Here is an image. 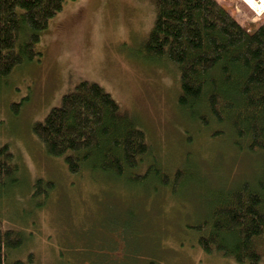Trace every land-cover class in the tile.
<instances>
[{
  "label": "rangeland",
  "instance_id": "rangeland-1",
  "mask_svg": "<svg viewBox=\"0 0 264 264\" xmlns=\"http://www.w3.org/2000/svg\"><path fill=\"white\" fill-rule=\"evenodd\" d=\"M219 2L251 32L264 19V10L256 13L244 0ZM156 18L157 0L70 2L42 34L40 60L17 69L0 93V147L21 161L9 189L13 204L0 205V225L27 238L22 261L237 264L204 253L194 227L207 218L215 191L254 181L261 159L237 148L228 129L200 127L180 109L178 69L146 49ZM85 81L104 88L145 131L169 172L188 170L176 191H156L155 179L74 176L63 159L45 153L33 126ZM39 179L55 184L47 199L35 195ZM258 250L264 264V239Z\"/></svg>",
  "mask_w": 264,
  "mask_h": 264
},
{
  "label": "trees",
  "instance_id": "trees-1",
  "mask_svg": "<svg viewBox=\"0 0 264 264\" xmlns=\"http://www.w3.org/2000/svg\"><path fill=\"white\" fill-rule=\"evenodd\" d=\"M76 1L0 0V93L17 69L40 60L42 34L68 3ZM146 49L150 56L178 69V106L191 122L205 129H228L237 148L260 157L254 181L215 191L207 218L194 227L200 233L198 245L207 255L231 258L237 264H260L258 245L264 239V19L251 32L219 0H157V18ZM18 107L13 105L14 112ZM33 132L45 153L63 159L74 176L102 173L135 184L155 179L161 185L156 191L163 186L174 192L188 171L180 166L169 172L145 131L95 83L82 82L65 95L59 107L33 126ZM20 165L9 146L0 147L2 206L8 200L9 206L13 204L9 189ZM34 186L35 195L43 194L46 199L55 190L54 182L42 179ZM26 244L22 231L3 230L0 225V264H33V255L26 262L17 257ZM35 264L45 263L35 258Z\"/></svg>",
  "mask_w": 264,
  "mask_h": 264
},
{
  "label": "bare ground",
  "instance_id": "bare-ground-1",
  "mask_svg": "<svg viewBox=\"0 0 264 264\" xmlns=\"http://www.w3.org/2000/svg\"><path fill=\"white\" fill-rule=\"evenodd\" d=\"M245 3L252 8L256 13H260L261 11L264 10L263 5H264V0L261 2H256L254 0H244Z\"/></svg>",
  "mask_w": 264,
  "mask_h": 264
}]
</instances>
